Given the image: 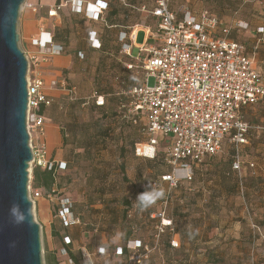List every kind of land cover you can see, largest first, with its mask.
Returning a JSON list of instances; mask_svg holds the SVG:
<instances>
[{"label":"rangeland","instance_id":"1","mask_svg":"<svg viewBox=\"0 0 264 264\" xmlns=\"http://www.w3.org/2000/svg\"><path fill=\"white\" fill-rule=\"evenodd\" d=\"M149 3L150 0H112L111 11L105 14L103 21L92 22L78 14L62 13L60 23L54 24L60 41L66 45V55L70 54L72 58V64L68 67L60 65L58 72L60 77L76 87L80 100L68 102L57 89L52 91V103L44 111L48 124L60 134V143L52 151L53 155L58 154V160L67 165L56 176L57 194L56 197L50 196L52 202L69 198L75 202L78 212L85 216L87 211H92L84 209L85 200L97 202L101 200L98 194L108 191L112 200L123 199L129 204L128 211L132 218L127 220L134 219L138 223L135 229L149 246H153L155 234V223L149 215L165 210L179 233L180 246L168 249L165 241L169 234H165L150 258L142 264H264L262 134H257L259 138L255 134L250 136L249 146L241 152L243 161L239 172L231 170L233 150L224 140L216 156L206 158L193 168L191 181L168 190L166 184L160 182V176L171 171L163 161L164 145L157 147L159 151L154 159L139 157L138 161L134 158V143H145L142 136L118 119L120 123L115 127L116 134L110 135L106 130V125L117 117L119 97L115 94L140 84L144 76L140 63L132 70L124 65L130 60L121 53L119 33L123 29L108 26L139 22L144 15L139 9ZM172 3L176 5L175 10L178 6H184L194 14L207 11L218 18L230 28L229 39L241 42L248 55L254 54L255 61L258 60V65L264 68V42L260 43L258 50L253 49L258 37L256 29L264 28V0H173ZM238 23L248 24V28L240 30L235 27ZM89 32L97 34L96 38L101 43L99 49L89 47L91 51H87V44H91ZM142 38V34L137 36V42H141ZM18 47L21 50L19 40ZM79 51L82 58L78 55ZM29 64L33 68L28 60ZM37 68L42 71L40 66ZM149 84H152V80ZM93 92L107 95L106 107L103 108L106 114L91 105L82 106L81 99ZM247 120L251 125L264 122V106L250 111ZM103 130L106 133L103 134ZM97 137H104L102 141L114 138L118 142L104 147ZM97 150L104 151L102 156ZM250 163L254 164L253 168L249 167ZM32 172L33 169L29 167L28 196L36 221L37 208L33 202L36 204L41 194L33 190ZM257 174L262 176L257 177ZM146 186L162 188L165 195L151 207L140 210L135 199ZM40 242L44 264V234L41 227Z\"/></svg>","mask_w":264,"mask_h":264},{"label":"built area","instance_id":"2","mask_svg":"<svg viewBox=\"0 0 264 264\" xmlns=\"http://www.w3.org/2000/svg\"><path fill=\"white\" fill-rule=\"evenodd\" d=\"M86 1L71 0L74 11H83L87 20H101L107 4L97 1L86 4L82 10L80 6ZM170 1L155 0L153 9L147 12L158 20L155 33L158 43L144 45L147 56L140 61L144 70L142 83L123 91L124 100L118 107L121 121L132 126L143 123L141 131L148 139L135 145L136 156L153 159L158 140L167 142L164 162L171 171L161 180L167 184L168 190L175 189L181 181H191L193 168L206 158L216 156L224 140L234 150L231 168L239 172L242 167L239 151L249 144V131L253 129L264 135V126L252 127L241 117L242 109L264 102V74L257 70L254 58L246 53L243 44L229 39L230 28L218 18L207 11L194 14L184 6L172 11ZM66 4L60 2L53 6L47 16L56 18ZM27 6L33 12L38 10L36 6ZM142 10L145 9L142 7ZM235 27L245 30L247 24L238 23ZM258 32L264 33V28H259ZM89 39L94 48H100L94 32L89 33ZM130 40L135 42V33H131ZM32 43L48 49L46 54L58 55L62 51L53 45L52 36L44 28L38 29ZM129 49V45L123 44L121 52L129 55ZM24 56L27 64L29 60L33 66L27 65L26 74L29 166L31 169L52 170L56 163L47 155L46 120L41 114L42 109L50 106L52 98L45 91L36 56ZM134 66L125 65L128 70ZM150 80L152 84H149ZM50 87H57L70 101L76 100L74 89H68L62 78L52 80ZM90 103L102 107L105 100L94 92L82 101L83 106ZM145 147L151 149L152 155L144 154ZM57 167L64 170L65 163H59ZM59 205V215L66 226L79 223L72 216L69 198H61ZM150 217L157 220L154 227L156 243L166 229L173 232L172 221L166 217L165 210ZM170 245L176 248L178 243L172 240ZM126 248L132 251L127 264H141L151 253V249L140 242L129 241ZM115 253L121 255L122 249L116 248ZM82 257L87 259L89 256L83 254Z\"/></svg>","mask_w":264,"mask_h":264},{"label":"crops","instance_id":"3","mask_svg":"<svg viewBox=\"0 0 264 264\" xmlns=\"http://www.w3.org/2000/svg\"><path fill=\"white\" fill-rule=\"evenodd\" d=\"M97 1L107 3V9L103 14L102 17L103 19L105 14L111 11L112 0H88L82 3L80 7L82 10H84L86 4H95ZM60 2H67V4L60 9V11L57 13L56 18L48 17L47 11L50 10L53 6L59 4ZM27 5L36 6L38 9L37 12H33ZM154 5H155V0H150L148 6L145 5L141 6L139 11H141L144 15H143V19H140V21L137 23L130 25L110 24V26H108L109 28L116 26L122 28L123 30L120 31L119 33V41L122 42L121 46L123 44H127L130 46L128 53L129 55L123 53L127 58H129L130 62L124 63V65L133 64L135 65L134 68H136L137 64L140 63V61L147 56V52H145L144 50L145 48L143 49L144 45L147 46L157 45L158 42L155 39V33L157 30L158 20L152 17L151 15H149V13H147L153 9ZM142 7L145 9L144 11L142 10ZM175 7L176 5H174V3L170 4V9L172 11L175 10ZM62 13H65V15L68 14L75 15L77 13L74 11L73 6L71 5V0H24V3L22 4L19 10L17 26H16L17 34L21 45V51L24 54L36 56L37 61L39 62V66L42 69L41 74L45 82V91L51 98L53 97L52 91L57 90V88L52 89V87H50V83L52 80H57L61 78L60 73L58 72L59 66L61 65L64 67H68L69 65L72 64L71 55L70 54L66 55L65 52L66 45L62 41H60L58 34L55 32L54 24L57 25V23H60ZM78 15H81L82 18H85L83 12L79 13ZM49 24L51 25L49 26ZM39 28H44V30L52 36L53 45L59 46L61 49H62L61 46H64L62 51L58 55L46 54L48 49L36 47L32 43V39L36 38ZM132 32L135 33L136 35L135 42H131L130 40V35ZM140 34H142L143 36L142 41L137 42V36H139ZM259 42L261 44L264 42V35L261 41H259L258 39L256 40L253 46L254 50L256 47L260 45ZM89 47L91 49H96L92 46V43L87 44L86 47L87 51H91ZM68 48L70 49L71 46H69ZM94 53L95 52H92V54ZM78 54L79 57L82 58V54L80 51L78 52ZM87 54L89 55L90 53ZM250 56L254 58V54ZM254 62L257 70L264 74V68L258 65V60L255 61L254 59ZM135 85H139V84H135ZM132 86H130L129 88H131ZM72 88L74 89L75 94L77 96L76 87L73 86ZM59 92L61 91L59 90ZM122 92L123 91L115 94L117 97H119L118 103L120 102L121 99L124 98ZM100 96L104 97L105 106L103 108H105L107 95L101 94ZM117 105H116V112L118 110ZM261 105L264 106V102H258L256 104L249 105L248 107L242 109L241 111L242 119L248 124H250L247 120L248 113L250 111L255 110L256 107ZM103 108H96V110H99L100 113L106 114L107 112L106 111L103 112L104 111ZM113 119L115 120L113 121L110 120L111 122H109V124L106 125V130L108 133H110V135L116 134L117 128L115 127L117 124L120 123L117 120L118 119L117 117ZM45 120H46L45 143L48 151L47 155L56 164L59 163L66 164V162L62 161L61 159L58 160L59 157L58 154H55V156L53 155L52 151H54V148L60 143V134L57 131H55V129L51 128V126L48 124V120L46 119V117ZM251 126L252 127L264 126V122L260 121L259 123ZM140 127L141 129L143 128V123L140 124ZM130 128H132L136 133H138V135H140L141 133L140 128L133 126H130ZM106 130H103V134L106 133ZM252 134H255L256 138H259L257 134H261V133L253 129L250 130L248 133L249 144H250V136ZM97 138L99 139V142L104 144V147L107 145H116L118 142L117 141L118 139H114V138L111 140L106 138L105 141H102L104 140V137H102L101 139L99 137ZM138 143L140 142H135L134 145ZM249 144L246 147H248ZM244 148L245 147H243L240 150V160L242 161H243V157L241 152ZM103 152L104 151L101 152L100 150H97V153L100 154L99 156H102ZM134 158H137V160L140 161V158L138 156L135 155ZM249 167L253 168L254 164L250 163ZM256 176L261 177L262 175L257 174ZM98 195L101 197V200L97 202L96 201L90 202L88 199L85 200L84 209L92 210L91 211L92 213L90 211L86 212L87 216L86 215L84 216V213H79L78 209H76L74 206L75 202L73 200H70L73 204L72 216L75 219H77L79 223L70 226L69 229H67L66 231H64L61 228L59 221L53 217L52 206L54 203L52 202L51 197H45L44 195H40V198L36 199V204L35 202H33L37 208L36 222L40 225L42 232L44 234V243H43V251L45 253L44 264H46L48 260L50 261L52 258H55L58 264H69L68 263L69 257L66 256L65 253H63V251H61L60 249L63 246L62 238L66 235H68L72 240L68 248H69V252L72 254L75 260L74 264H126L127 259L132 254V252L125 251L124 255L120 256V255H116L115 253L116 248L124 247L128 241L140 242V244H142L143 246L148 245L146 240L143 237H141L138 234L137 230L135 229L138 223L134 219H132L131 221H128L127 219H123L124 209L126 208L125 206H129V204L123 199L121 201L120 200L116 201V199L112 200L111 194L108 191H103V194H98ZM90 213L91 215L90 217H88ZM168 240L169 238H167V240L165 241V246L171 250L172 248L170 247ZM163 243L164 242H162V245ZM101 249L102 252L99 251ZM152 252L153 250L151 251V253ZM151 253H149V255L143 260V263L150 258ZM83 254H87L89 257L87 259H83L82 257Z\"/></svg>","mask_w":264,"mask_h":264},{"label":"water","instance_id":"4","mask_svg":"<svg viewBox=\"0 0 264 264\" xmlns=\"http://www.w3.org/2000/svg\"><path fill=\"white\" fill-rule=\"evenodd\" d=\"M24 0H0V264H42L40 225L28 196L27 60L16 30ZM18 205L25 219L15 222Z\"/></svg>","mask_w":264,"mask_h":264},{"label":"trees","instance_id":"5","mask_svg":"<svg viewBox=\"0 0 264 264\" xmlns=\"http://www.w3.org/2000/svg\"><path fill=\"white\" fill-rule=\"evenodd\" d=\"M172 1V0H171ZM170 1V4L172 3ZM106 3V2H105ZM107 4V3H106ZM81 12H83V11H81ZM80 12V13H81ZM84 13V12H83ZM77 14V13H76ZM79 14V13H78ZM89 21V20H88ZM98 21H101V20H98ZM102 21H103V19H102ZM94 22V21H93ZM95 22H97V21H95ZM247 28H248V24H247ZM246 28V29H247ZM259 28H263V27H258L257 29H256V34H257V39L259 40V41H261L262 40V38H263V35H264V33H260V32H258V29ZM245 29V30H246ZM240 30H242V29H240ZM96 34V33H95ZM97 35V34H96ZM230 38V37H229ZM97 40H98V38H96ZM99 41V40H98ZM235 41V40H234ZM236 42H238V41H236ZM100 43V42H99ZM238 43H240V44H242L241 42H238ZM260 43V42H259ZM62 47V49H63V47L64 46H61ZM100 47H101V43H100ZM258 48H259V46L258 47H256L255 48V50H258ZM246 49V48H245ZM246 53H247V51H246ZM248 54V53H247ZM79 55V54H78ZM132 70V69H131ZM62 78V77H61ZM65 82H66V86H67V88L68 89H70V88H72L73 86L72 85H70L68 82H67V80L65 79V78H62ZM128 89V88H127ZM94 93V92H93ZM95 93H97V92H95ZM98 94V93H97ZM98 95H101V94H98ZM66 97V96H65ZM75 97H76V100L75 101H78V100H80V99H78V97L76 96V94H75ZM84 99V98H83ZM83 99H81V101H83ZM66 100L68 101V102H75V101H70L69 99H68V97H66ZM124 100V98L123 99H121L120 100V102L118 103V107H119V105H120V103L122 102ZM52 103V102H51ZM51 105V104H50ZM92 106V107H94L95 108V106L92 104V103H90V104H88V105H86V107L87 106ZM83 106V105H82ZM104 106H105V104H104ZM104 106H102V107H96V108H103ZM50 107V106H49ZM84 107V106H83ZM48 108V107H47ZM44 110L45 109H42L41 110V114L44 116ZM116 116H117V118H118V120L120 121V122H122L123 124H127L126 122H123V121H121L120 119H119V111L117 110V112H116ZM45 118V117H44ZM128 126H132V125H130V124H127ZM133 127H138V128H140V131H141V127H140V125L139 126H133ZM140 136H142V138L143 139H145V142H147V139H148V137L141 131V133H140ZM164 142H166L165 141V139H159L158 140V146H161V145H164V147L166 148V144H164ZM140 143H142V142H140ZM134 147H135V145H134ZM165 148H164V150H165ZM232 150H233V148H232ZM241 150V149H240ZM158 151L159 150H156V153H155V156H154V158L157 156V153H158ZM135 154V153H134ZM162 154H163V161H164V151L162 152ZM233 155H234V150H233V154H232V157H233ZM239 155H240V151H239ZM153 158V159H154ZM232 160H233V158H231V164H232ZM66 167H67V165L65 164V169H66ZM64 169V170H65ZM64 170H59L58 169V167H57V164L54 166V168L52 169V170H46V169H40V168H34L33 169V172H32V177H33V185H34V188H33V190H37L41 195H44L45 197H49L50 195L52 196V195H54L55 197H56V194H57V191H56V183H55V180H56V176H58L59 175V173L61 172V171H64ZM231 170H232V168H231ZM233 171V170H232ZM235 172V171H234ZM169 173V172H168ZM165 174H167V173H165ZM164 174H162L161 176H160V182H162V183H164V184H166L165 182H163L162 180H161V177L163 176ZM182 182H186V181H181L180 183H182ZM180 183H179V185H180ZM178 185V186H179ZM166 186H167V184H166ZM177 186V187H178ZM176 187V188H177ZM175 188V189H176ZM173 190V189H172ZM61 199V198H60ZM60 199H56V203H54L53 204V206H52V214H53V217L54 218H56L58 221H59V223H60V226H61V228L64 230V231H66L67 229H69V227L70 226H72V225H65L64 224V221H63V219L60 217V215H59V211H60V205H59V200ZM167 201V200H166ZM128 205V204H127ZM126 208L124 209V218L123 219H128V220H130L131 219V213H130V211H128V206H125ZM72 208H73V204H72ZM72 208H71V213H72ZM160 211H162V210H159L158 212H160ZM158 212H156V213H158ZM152 214H154V213H152ZM152 214H150L149 215V217L152 215ZM165 215H166V217L168 218V219H170L171 221H172V219L167 215V213H166V211H165ZM150 219H151V217H150ZM154 223V227H155V225H156V223H157V220H153V219H151ZM172 224H173V221H172ZM253 228H255V229H258V228H256V227H254L253 226ZM155 229V228H154ZM156 232V231H155ZM167 235V234H169V245H170V242L172 241V240H175L177 243H178V245H177V247L176 248H178L179 246H180V236H179V233L176 231V229H175V227L173 226V232H170V231H168L167 229H166V232L164 233V234H162V235H160V238L162 237V236H164V235ZM155 235V234H154ZM159 238V240L157 241V243H156V241H155V239L153 238V246H149V245H147V247H149V248H151V251L152 250H154V249H156L157 248V246H158V243H159V241L161 242V239ZM66 239H68V243H66ZM71 242H72V240H71V238L68 236V235H66V236H64L63 238H62V244H63V246L60 248L61 249V251H64L65 252V255L66 256H68L69 258H68V261H70L71 262V264H74L75 263V260H74V258H73V256H72V254L69 252V248H68V246L71 244ZM129 242V241H128ZM127 244V243H126ZM126 244H125V246L124 247H120L121 249H122V254L120 255V256H122V255H124V252L125 251H131V250H128L127 248H126ZM170 247H171V245H170ZM172 249H175V248H173V247H171ZM132 252V251H131ZM128 260V259H127ZM143 263V262H142ZM141 263V264H142ZM46 264H58V262L56 261V259L55 258H52L50 261L48 260V262L46 263ZM126 264H127V262H126Z\"/></svg>","mask_w":264,"mask_h":264},{"label":"clouds","instance_id":"6","mask_svg":"<svg viewBox=\"0 0 264 264\" xmlns=\"http://www.w3.org/2000/svg\"><path fill=\"white\" fill-rule=\"evenodd\" d=\"M165 195L164 190L155 186H146L145 190L139 193L135 202L140 210H146L156 203L157 200L163 198ZM10 215L14 218L15 222H22L25 217L20 212L18 205H13L10 210Z\"/></svg>","mask_w":264,"mask_h":264},{"label":"bare ground","instance_id":"7","mask_svg":"<svg viewBox=\"0 0 264 264\" xmlns=\"http://www.w3.org/2000/svg\"><path fill=\"white\" fill-rule=\"evenodd\" d=\"M144 154H145L146 156H150V155H152V151H151V149H149L148 147H145Z\"/></svg>","mask_w":264,"mask_h":264}]
</instances>
